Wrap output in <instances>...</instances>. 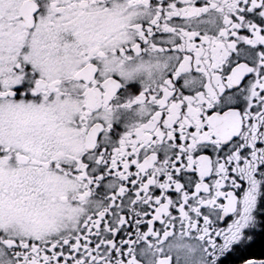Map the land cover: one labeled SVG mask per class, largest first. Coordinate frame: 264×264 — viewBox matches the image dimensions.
I'll return each mask as SVG.
<instances>
[{"label": "snow or ice", "instance_id": "1", "mask_svg": "<svg viewBox=\"0 0 264 264\" xmlns=\"http://www.w3.org/2000/svg\"><path fill=\"white\" fill-rule=\"evenodd\" d=\"M0 264H264V0H0Z\"/></svg>", "mask_w": 264, "mask_h": 264}, {"label": "trees", "instance_id": "2", "mask_svg": "<svg viewBox=\"0 0 264 264\" xmlns=\"http://www.w3.org/2000/svg\"><path fill=\"white\" fill-rule=\"evenodd\" d=\"M259 249H258V246H257V251H258Z\"/></svg>", "mask_w": 264, "mask_h": 264}]
</instances>
